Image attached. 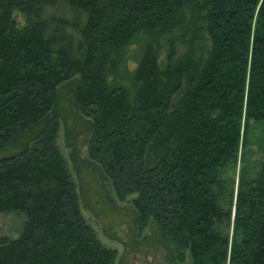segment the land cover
<instances>
[{
	"label": "trees",
	"instance_id": "obj_1",
	"mask_svg": "<svg viewBox=\"0 0 264 264\" xmlns=\"http://www.w3.org/2000/svg\"><path fill=\"white\" fill-rule=\"evenodd\" d=\"M0 153V264H116L87 177L167 264H264V0H0Z\"/></svg>",
	"mask_w": 264,
	"mask_h": 264
},
{
	"label": "rangeland",
	"instance_id": "obj_2",
	"mask_svg": "<svg viewBox=\"0 0 264 264\" xmlns=\"http://www.w3.org/2000/svg\"><path fill=\"white\" fill-rule=\"evenodd\" d=\"M15 18L19 25L24 19L18 13ZM128 67H136L137 46L130 49ZM74 120L68 125L73 126ZM71 127L66 128L70 133ZM61 128L58 146L72 169L73 163L69 161L71 145L77 148L80 159L86 158V137L78 127L69 136ZM257 135V134H256ZM256 138H252L255 142ZM257 151V145L252 144ZM6 153H0V158ZM73 172V170H72ZM88 174V173H87ZM73 175L76 179L75 173ZM83 193H81V212L87 223L94 229L98 239L107 247L116 250V264H167L164 250L150 236L149 231L140 232L133 224V215L130 202H119L107 183L100 186L96 179L87 177ZM23 220L14 214H0V237L16 238L22 227Z\"/></svg>",
	"mask_w": 264,
	"mask_h": 264
}]
</instances>
